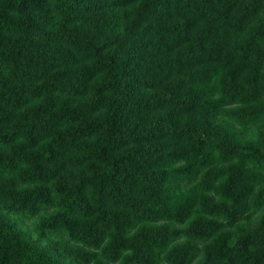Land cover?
I'll return each instance as SVG.
<instances>
[{
	"label": "trees",
	"instance_id": "1",
	"mask_svg": "<svg viewBox=\"0 0 264 264\" xmlns=\"http://www.w3.org/2000/svg\"><path fill=\"white\" fill-rule=\"evenodd\" d=\"M0 264H264V0H0Z\"/></svg>",
	"mask_w": 264,
	"mask_h": 264
}]
</instances>
